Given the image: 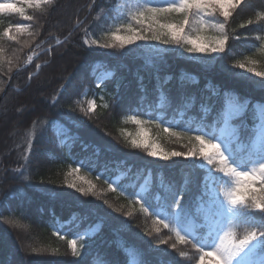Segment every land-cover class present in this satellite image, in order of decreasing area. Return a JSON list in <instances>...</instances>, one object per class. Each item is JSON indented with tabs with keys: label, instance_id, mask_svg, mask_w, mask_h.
Segmentation results:
<instances>
[{
	"label": "trees",
	"instance_id": "1",
	"mask_svg": "<svg viewBox=\"0 0 264 264\" xmlns=\"http://www.w3.org/2000/svg\"><path fill=\"white\" fill-rule=\"evenodd\" d=\"M118 1L56 0L55 5L47 6V11L28 9L27 14L38 21L39 35L31 47H24L19 53V69L12 68L9 72L6 62L0 68V88L3 89L0 97L7 88L0 100V264H102L104 261L129 264L132 254L126 249L133 248L142 251L141 259L150 264H157V260L165 264H189L179 257L177 249L171 248V243L176 242L174 237L168 244L156 245L157 239L173 234L162 226H159L161 231L155 233L158 225L153 224L154 217L140 211L138 203H132L138 187L127 191L120 187L138 177L143 181L150 174L155 199L161 179L177 185L183 183L182 172L188 171L189 162L183 158H176V164L159 161L140 149H133L122 132L126 118L135 115L155 119L154 115L134 109H147L149 104L156 107L161 95L158 88L162 87L171 106L157 107L156 111L166 112L169 120L173 115L181 119L177 106L195 97L194 106L183 118L201 116L200 105L204 103L213 106L207 117V122L212 123L223 92L235 91L241 101L249 100L248 110L235 121L242 125L241 139L247 141L251 128L258 123L252 107L264 103V88L255 83L260 78L237 79L234 72L238 70L232 69V65L244 56L255 55L260 59V42L255 37L264 35V21L257 22L256 17L264 11V0H246L233 14L228 23V47L211 70H205L187 54L181 56L171 51L176 46L166 47L170 50L164 60H157L151 66L146 64L144 56L127 54L126 49L89 48L85 39L104 42L103 32L109 30L111 20L106 24L103 18H97L114 9ZM250 18L254 23L247 25ZM77 21L84 23L77 26ZM16 23L32 22L15 14H0V32ZM241 24L245 27H240ZM4 47L7 61L21 45L5 38ZM29 56L33 57L31 62ZM102 73L111 75L102 79L98 87L96 83ZM166 77L171 79L165 84ZM210 86L219 89L221 97L212 96ZM145 95L142 102L140 98ZM91 97L95 98L97 108L93 115L86 116L81 106L86 109ZM105 103L109 108L102 107ZM56 124L63 126L62 132H56ZM161 124L165 125L163 120ZM65 129L76 139L65 140L61 135ZM29 140L32 143L30 154L26 153ZM168 143L176 150H183L179 144ZM25 154L29 155L27 161ZM77 165L97 185L98 196L84 195L64 182L69 169ZM25 167L27 171L23 175L29 176V180H24L16 171ZM122 173L117 190H109L110 180ZM204 175L200 169L192 172L191 193L183 194L184 201H192L193 211ZM47 193L57 196L52 198ZM117 208L123 211H116ZM126 211H131L132 216H126ZM84 216L87 219L80 222ZM4 217L18 218L26 227H13ZM102 217L101 229L78 240V245L85 247L80 257H73L67 241L101 222ZM55 218H59L57 223H54ZM70 221L79 223V227L71 226ZM123 223L130 228L120 231ZM61 224L65 227L61 228ZM146 229L153 235L148 236ZM57 231L63 234V240L56 235ZM33 247L48 250L34 253ZM55 248L59 251L53 253ZM155 248L159 251L151 250ZM178 249L194 254L188 245L178 243Z\"/></svg>",
	"mask_w": 264,
	"mask_h": 264
},
{
	"label": "snow or ice",
	"instance_id": "2",
	"mask_svg": "<svg viewBox=\"0 0 264 264\" xmlns=\"http://www.w3.org/2000/svg\"><path fill=\"white\" fill-rule=\"evenodd\" d=\"M245 2L246 0H123L114 9H109L108 13H102L101 17L97 18H103L106 24L111 20V27L103 32L104 42L99 39L89 42L85 39V43L89 48L95 46L105 49H126L127 54L139 53L144 56L149 66L157 60L163 61L165 54L169 52V48H163L161 45L176 46L171 48V51L181 56L187 54L190 59L204 66L205 70H211L221 59L220 54L228 47L230 39L228 23ZM55 4L56 0L0 2V14H15L32 22L10 24L0 32V68H3L6 62L9 72L12 68L19 69L21 64L19 53L24 47H31L39 35L38 21L35 16L27 14L28 9L47 11V6ZM113 11L115 15H111ZM256 20L264 21V11L257 14ZM82 23L84 22L77 21V26ZM253 23L251 18L246 21L247 25ZM240 27H245V24H241ZM5 38L21 45L7 61L4 57ZM255 39L260 42L258 48L260 59L255 55L244 56L232 65V69L238 70L234 72L237 79L260 78L255 83L264 88V35H258ZM130 45L133 47L129 48ZM229 52L231 53V49ZM32 59V56L28 57L29 62ZM221 68L224 66L221 65ZM157 79L159 80V77ZM170 79L171 77H166L164 83ZM2 90L0 88V91ZM209 91L212 96L221 97L216 87L210 86ZM158 92L161 95L156 107L149 104L147 109L143 107L134 109L144 111L146 115H154L155 119L141 120L135 115L128 118L140 126V132L127 142L133 149H140L147 156L159 161H172L176 164L178 163L176 158H183L189 162L188 171L182 172L183 183L179 185L161 179L155 199L150 188V174L143 181L138 177L136 181L121 184V189L127 191L130 187L140 188L139 191H135L132 203H138L140 211L154 217L153 224L158 225L154 228L155 233H159L161 231L159 226H162L173 234L167 238L157 239L156 245L168 244L174 237L176 242L171 243V248L177 249L179 257L189 261V264L191 261H195V264H264V103L253 105V117L258 123L251 128L249 138L244 141L241 139L242 125L236 124L235 121L248 110L249 100L241 101L235 91L223 92L222 103L212 123L207 122V117L213 111V106L204 103L200 105L201 116L183 118L194 106L195 97L191 98V102L177 106L181 119L173 115L169 120L166 112L160 114L156 111L157 107L164 109L171 106L162 87L158 88ZM140 99L143 102L146 95ZM87 103L88 107L85 109L81 106V111L86 116H91L95 113L97 104L95 100H89ZM102 107L107 109L109 104L105 103ZM161 120L171 126H163ZM145 126L160 129L166 134L167 141L181 145L183 150L168 149L161 143L159 134L154 137L147 136ZM178 128L185 130L178 131ZM68 132L69 130L65 129L61 133L64 139L75 140L76 137L70 136ZM63 143L64 140H61V144ZM31 150L32 143L29 140L26 153L30 154ZM28 154L24 155L25 161L29 159ZM196 169L202 170L205 175L201 194L196 198V207L193 211L192 201H184L183 194L191 193V175ZM16 171L24 180L30 179L29 176L23 175V172L27 171L26 167ZM80 171L79 166L70 168L64 182L84 195L98 196L100 193L97 191V185L80 176ZM115 183V181L108 183V189L116 191ZM47 194L52 198L57 196L55 193ZM116 211H123V208H117ZM124 214L130 217L133 213L126 211ZM58 219L55 218L54 223H57ZM84 219H87V216L82 217L80 222ZM103 219L102 217L101 222L96 224V231L101 229ZM4 220L16 228L26 227L18 218L4 217ZM69 223L71 226L79 227V223L74 221ZM60 227L65 226L61 224ZM129 228V224L123 223L119 230L126 231ZM90 229L91 226L83 234L78 233L75 238L67 241L73 257L81 256V249L85 245H78V240L85 236L90 237ZM146 232L148 236L153 235L152 231L146 229ZM56 235L64 239L60 231H57ZM178 243L190 246L194 254L190 255L188 251L178 249ZM31 250L40 253L48 249L33 247ZM151 250L159 251L158 248ZM52 251L56 253L59 249L55 248ZM126 251L132 254L129 264H150L149 261L141 259L142 251L134 248ZM102 264L110 262L104 261ZM157 264L165 262L157 260Z\"/></svg>",
	"mask_w": 264,
	"mask_h": 264
},
{
	"label": "rangeland",
	"instance_id": "3",
	"mask_svg": "<svg viewBox=\"0 0 264 264\" xmlns=\"http://www.w3.org/2000/svg\"><path fill=\"white\" fill-rule=\"evenodd\" d=\"M0 2H3V0H0ZM123 2V0H119L118 1V3H117V5H119V4H121ZM138 43H140V42H138ZM161 47H163V48H166V47H169V46H167V45H161ZM106 73H102L101 75H100V78L101 79H103V78H105V77H107L106 75H105ZM89 100H95L93 97H91V98H89L88 100H87V102L89 101ZM87 105H88V103H87ZM141 120H143V119H141ZM126 126H125V128L123 129V132H124V134L130 139V138H134L136 135H137V133H139L140 132V126L139 125H137V124H135L134 122H132L130 119H128L127 118V120H126ZM55 127H56V129H57V131H59V132H62V125L61 124H56L55 125ZM165 127H169L168 125H165ZM145 128H146V132H145V134L147 135V136H149V137H154V136H156L157 134H159L160 135V137H161V143L162 144H164V146L165 147H167L168 149H172L173 147H171V145L168 143V141H167V139H166V134H164V133H162V131L160 130V129H157V128H155V127H150V126H145ZM128 134H131V136H128ZM176 149V148H175ZM79 175L80 176H83L84 177V179L86 178V175H84V174H81V173H79ZM122 176H119V177H117V178H121ZM117 178H114L112 181H111V183H113L114 181L116 182L115 183V186H116V184H117V182L119 181V179H117ZM90 231H91V236L96 232V227H93L92 229H90ZM86 237H88V236H85L84 238H86Z\"/></svg>",
	"mask_w": 264,
	"mask_h": 264
},
{
	"label": "bare ground",
	"instance_id": "4",
	"mask_svg": "<svg viewBox=\"0 0 264 264\" xmlns=\"http://www.w3.org/2000/svg\"><path fill=\"white\" fill-rule=\"evenodd\" d=\"M55 128H56V127H55ZM56 132L60 133L59 131H57V129H56ZM77 166H79V165H77ZM77 166H76V167H77ZM79 167H80V166H79ZM80 170H81V168H80ZM80 173L86 175L85 180H89V181H91V178L88 176V174H86V173H82L81 171H80ZM95 226H96V225H95ZM95 226H93V227H95ZM93 227H92V228H93ZM92 228H91V229H92Z\"/></svg>",
	"mask_w": 264,
	"mask_h": 264
},
{
	"label": "water",
	"instance_id": "5",
	"mask_svg": "<svg viewBox=\"0 0 264 264\" xmlns=\"http://www.w3.org/2000/svg\"><path fill=\"white\" fill-rule=\"evenodd\" d=\"M1 99V98H0Z\"/></svg>",
	"mask_w": 264,
	"mask_h": 264
}]
</instances>
